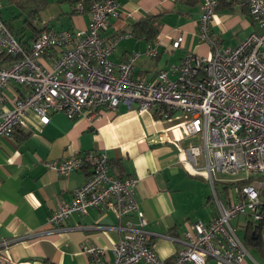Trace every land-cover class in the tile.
<instances>
[{"label": "built area", "instance_id": "2783aa9c", "mask_svg": "<svg viewBox=\"0 0 264 264\" xmlns=\"http://www.w3.org/2000/svg\"><path fill=\"white\" fill-rule=\"evenodd\" d=\"M220 1L201 0L199 36L212 50L210 57L189 50L178 65L151 80L136 78L135 64L142 55L157 57L156 46L119 63L110 59L122 40L133 37L131 31L110 32L113 19L122 14L120 0H92L88 8L77 2L76 12L90 16L86 29L58 31L43 21L46 31L29 46L8 29L0 2V54L11 60L0 66V106H11L0 113V141L27 129L29 112L44 125L55 113L75 120L90 111L100 118L121 104L158 112L162 119L179 113L184 117V137L175 144L180 162L212 186L215 214L207 224L186 223L184 247L168 263L155 251L153 234L146 229L149 221L135 198L138 179L113 174L106 152L46 161L47 169L62 177L90 170L72 201L54 210L52 230L66 229L73 215H85L93 207L111 209L125 220L117 227L124 235L112 249L113 259L104 247L81 245L91 264H245L250 256L232 222L241 216L252 224L264 220V31L251 33L237 47L225 46L212 30ZM233 1L264 29V0ZM182 43L181 34L172 46L179 49ZM47 55L53 61L50 68L43 62ZM194 140L198 142L190 143ZM218 184L225 187L226 201ZM9 245L0 243V264H12L6 254Z\"/></svg>", "mask_w": 264, "mask_h": 264}, {"label": "crops", "instance_id": "0c3cea01", "mask_svg": "<svg viewBox=\"0 0 264 264\" xmlns=\"http://www.w3.org/2000/svg\"><path fill=\"white\" fill-rule=\"evenodd\" d=\"M57 1H69L71 10L53 11L47 21L50 28L62 31L88 27L89 14L74 13L78 0ZM0 2L2 19L9 22L16 39L29 46L34 39L24 24L25 18L19 17V9L10 0ZM120 2L121 17L113 19L110 32L117 29L133 33L139 21L159 18L156 38H138L133 33L132 38L119 43L110 57L119 63L135 52L156 46L157 57L142 55L136 61V78L153 79L159 71L178 65L189 50L210 57L212 50L199 36L201 1L196 5H192L195 0ZM46 9L38 20L39 25H42ZM61 15L65 17H59ZM259 29L247 8L237 1L221 0L212 30L225 46L237 47ZM181 34V48L174 49L173 42ZM10 61L0 56V66ZM43 62L48 68L53 64L49 55ZM17 91L21 94L20 88ZM10 107V104L0 106V113ZM28 117L27 129H18L12 138L0 141V243L10 242L6 254L12 264H91L90 258L81 251L84 242L106 248L113 259L112 249L124 235L117 227L125 220L121 222L111 209L94 207L85 215H73L66 229L52 230L49 220L54 210L62 202L72 201L73 191L86 182L90 170L86 168L62 177L47 169L45 162L50 160H62L93 150L104 151L113 174L120 178H137L135 198L149 221L146 229L153 234L155 251L168 263H172L184 247L186 223L201 221L207 224L215 214L210 182L193 175L180 162L175 144L184 137L181 114L174 113L171 118L162 119L158 112H139L135 107L121 104L117 111H106L100 118H93L90 111L75 120L55 113L44 125L33 112H29ZM196 142L198 140L190 143ZM131 219L137 221L135 216ZM262 238L264 241V227ZM209 264L215 261L210 260ZM245 264H264V261L260 253L252 249Z\"/></svg>", "mask_w": 264, "mask_h": 264}, {"label": "trees", "instance_id": "16d2710c", "mask_svg": "<svg viewBox=\"0 0 264 264\" xmlns=\"http://www.w3.org/2000/svg\"><path fill=\"white\" fill-rule=\"evenodd\" d=\"M10 1L13 4H15L19 9L20 11L19 17L25 18L24 24L26 27H29V29L33 34L31 39L37 38L40 34L46 31L45 27L38 24V20L40 19L42 12L45 11V9L47 8L48 0H10ZM79 1H84V3L88 8L92 0H78L77 2ZM200 1L201 0H195V3H193L192 5L199 4ZM74 13L76 14L77 12ZM158 21H159L158 17H150L148 19L139 21L135 25L133 33L138 38L141 37H145L146 39L156 38L159 33L158 28L156 26V23ZM5 24L7 25L10 32L13 35H16L15 31L10 26L9 22L6 21ZM1 55L5 56L4 54ZM263 227H264V220L256 224H252L248 222L246 226V237L243 241L248 247L249 251L252 249L257 250L262 256V259L264 261V241L262 238Z\"/></svg>", "mask_w": 264, "mask_h": 264}, {"label": "rangeland", "instance_id": "374dc122", "mask_svg": "<svg viewBox=\"0 0 264 264\" xmlns=\"http://www.w3.org/2000/svg\"><path fill=\"white\" fill-rule=\"evenodd\" d=\"M61 10V12H68L71 10V3L69 1H63L61 3H58L57 0H49L48 1V8L46 9V12L43 13V21L44 22H47L50 17L53 15L52 12L55 11V10ZM61 18H64L62 15L59 16ZM47 19V20H46ZM67 21V20H65ZM51 22V20H50ZM60 24H57V26H59ZM17 27V26H16ZM260 28V27H259ZM264 29L261 28L259 29L257 32L261 33L263 32ZM217 190L218 192L220 193L221 197L226 201V198H225V195H226V191L225 189H223L221 187L220 184L217 185ZM233 225L235 226L237 232H238V235L244 240L246 235H245V232H246V217L245 216H241V217H238L236 218L234 221H233ZM251 254L253 255L254 252L251 251ZM254 256V255H253Z\"/></svg>", "mask_w": 264, "mask_h": 264}]
</instances>
